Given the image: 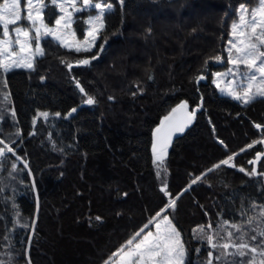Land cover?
<instances>
[{
    "label": "trees",
    "instance_id": "trees-1",
    "mask_svg": "<svg viewBox=\"0 0 264 264\" xmlns=\"http://www.w3.org/2000/svg\"><path fill=\"white\" fill-rule=\"evenodd\" d=\"M46 1L44 21L54 26L60 11ZM107 2L113 10L90 52L48 37L35 70L0 72V139L15 141V155L0 158L4 264H105L177 197L166 214L181 234L185 264L217 254L206 236L220 245L230 227L264 230V156L249 174V161L264 153L255 143L264 140V98L242 104L213 82L214 70L228 64L238 9L257 0ZM77 15L82 39L89 12ZM93 55L88 65L75 63ZM88 96L95 103H85ZM182 102L198 111L161 166L153 133ZM229 156L231 165L208 171ZM196 177L203 178L192 184Z\"/></svg>",
    "mask_w": 264,
    "mask_h": 264
},
{
    "label": "snow or ice",
    "instance_id": "snow-or-ice-1",
    "mask_svg": "<svg viewBox=\"0 0 264 264\" xmlns=\"http://www.w3.org/2000/svg\"><path fill=\"white\" fill-rule=\"evenodd\" d=\"M22 0H3L0 3V72L7 73L13 68H26L29 70H35L34 68V54L44 55L43 50L39 46V40L43 32L44 36H51L59 40L62 45L70 50L74 49L77 53L79 52H90L95 46L96 40L99 38L101 31L105 27L104 16L106 11L111 12L113 5L108 3L107 0L101 2H94V0H79L80 6H78V0H61L59 3V11L62 13L59 18L55 20V25L49 27L43 19L44 9L47 7L44 0H23L24 7L21 8ZM52 4H56L57 0H50ZM119 3L123 5L124 0H119ZM71 9V10H70ZM88 9H97L98 14L90 16L87 23L91 26L82 42L73 41L69 43L66 39H63L59 34L61 29H70L72 24L73 13H79L87 11ZM23 13V14H22ZM26 21V25H21V20ZM63 22V23H62ZM9 25H12L11 31ZM259 29V31H257ZM238 37H237V32ZM232 33L234 37H237L235 41L229 40L231 47L229 51V61L235 67L229 69L228 73H216L217 77L221 76H236L241 77L240 81H229L227 88H221L222 92L227 91V94L232 96L234 99L242 101L244 104H248L257 98H264V0H258V7L249 11L248 9L241 6V14L239 22L232 25ZM64 35H67L65 33ZM74 37V33H71ZM36 41V48L34 54L30 51L32 49V42ZM106 42V40L104 41ZM236 50V57L231 56L232 49ZM99 51H103V45L101 44ZM29 52V55L24 56L22 53ZM92 59H96L93 55L90 59L83 58L75 61L77 65H88ZM220 60V57H216ZM66 63L69 70L73 67L72 63L62 61ZM245 66V71H240V65ZM204 76L198 77V80L204 79ZM151 79V77H150ZM4 85H7L6 79L3 81ZM235 85V87H233ZM79 87V82L77 81ZM139 88V85L136 86ZM217 87L220 84L217 83ZM80 91L84 92V89L80 87ZM87 95V93H85ZM4 99H8V95L4 96ZM111 99V97H110ZM85 103L93 104L95 100L93 97L88 96ZM187 102H183L173 109V112L183 109L188 117L187 122H191V118L194 117L195 111L187 112ZM73 112L76 109H72ZM14 115V113H13ZM60 113H55V116H59ZM71 115V113H69ZM38 117H43L47 120L49 113L42 112L38 114ZM170 117H165V120H169ZM35 123V120L33 121ZM256 128L260 129V124L255 125ZM165 125L161 122V126L155 131L157 133V143L153 144V152L156 153L157 145L160 149V158L162 166V157L166 152L167 146L170 143L171 135L174 131H183V126L169 125L166 130ZM2 134V133H0ZM16 136H20L21 133H15ZM12 142L6 143L4 139H0V158L8 159L9 154L15 155V149L12 147ZM223 144V141H220ZM255 143H264V140L256 141ZM253 145H248L252 147ZM243 151V150H242ZM264 156V153H257V157ZM234 159L233 156H229L227 159L220 161L218 164L213 165L212 168L208 169L209 172L219 168L221 165H229ZM254 163V161H249ZM235 166V165H232ZM16 167L15 164L12 166ZM166 171V170H165ZM240 171H244L243 168ZM255 169L252 173L254 174ZM160 173L158 172L157 175ZM204 175H207L205 173ZM203 177H196L192 180V184L197 183L198 180ZM191 185H189V188ZM166 188V183H165ZM164 189H162L163 191ZM187 191V189H185ZM166 195H171L166 193ZM176 199H170L167 202V208L161 209L156 214L160 220L157 221L153 218L150 224L155 227V232L147 231L144 232V228H148L149 225H145L139 232L135 234L136 237H140L139 240L129 239L126 245L119 249L116 253H113V257H119L123 264H185V248L182 242L181 234L172 224L171 219L166 214L168 209H174L176 206ZM261 215L264 216V210H261ZM99 219V217H97ZM252 222L251 218L248 221ZM211 224L208 228H211ZM235 227V226H233ZM204 232V229H200ZM236 231L241 233L236 239L239 242H235L232 238L234 233L229 231L225 239V242L221 245L212 243V236H206L209 244L212 248L217 247L222 250L234 249V252L223 251L218 254L215 259L219 260L221 255L229 256L236 255L239 257H245L249 254L250 257L247 262L238 261L237 264H256L257 256L264 258V230L259 231L257 235H251L246 241L244 237L247 233L241 232V229L237 228ZM255 231V229L253 230ZM141 233H144L141 236ZM209 257H212V252L208 253ZM0 264H4V261H0ZM30 264V261H29ZM105 264H114L112 257ZM208 264H212L211 259ZM259 264H264V259H260Z\"/></svg>",
    "mask_w": 264,
    "mask_h": 264
},
{
    "label": "rangeland",
    "instance_id": "rangeland-1",
    "mask_svg": "<svg viewBox=\"0 0 264 264\" xmlns=\"http://www.w3.org/2000/svg\"><path fill=\"white\" fill-rule=\"evenodd\" d=\"M61 2V0H57V3L55 4V5H57V7H58V9H59V3ZM94 2H97V1H94ZM98 2H100V1H98ZM44 3H45V5H47L48 3H47V1L46 0H44ZM49 3H51V2H49ZM101 3H103V2H101ZM52 4V3H51ZM78 6H80V3H79V0H78ZM244 8H246V9H248L249 11H251V10H253V9H255V8H257L258 7V0H257V2H256V4H254L252 7H249V6H246V5H242ZM23 7H24V3L23 2H21V8L23 9ZM45 10V9H44ZM71 10V9H70ZM98 11L99 10H97V9H88L87 10V12H89V15L87 16V18H86V30H85V36L87 35V32H88V30H89V28L91 27L88 23H87V21H88V19H89V17L90 16H95V15H97L98 14ZM79 13H81V12H79ZM79 13H73V18H72V24H71V28L70 29H61V32L59 33L61 36H62V38L63 39H66L69 43H72L74 40L75 41H80V42H82L83 40H84V38H85V36L82 38V39H79L78 37H77V34H76V31H75V28H74V23H75V21H76V19H78V15L77 14H79ZM106 13H107V11H106ZM105 13V14H106ZM23 14V13H22ZM62 13H60V15H61ZM238 15H237V18L236 19H234L233 21H232V23H231V25H230V32H229V37H228V40H227V43H226V46H225V50H226V52H227V55H228V64L226 65V66H223V68L222 69H220V70H214V78H213V82H214V84L216 85V87H217V83H219L220 84V87H217V89L219 90V92L221 93V94H223V95H226V96H228V97H231L232 99H234L232 96H230V95H228L227 94V91H225V92H222L221 91V88H227V86H228V84H229V81H240L241 80V77L239 76V75H236V76H232V75H228V76H221V77H217L216 76V73H222V74H224V73H228L229 72V69H234V65L232 64V63H230V61H229V51H228V49L231 47V45H229V40H233V41H235L236 39H237V37H238V33H239V30H238V32H237V37H234L233 36V33H232V25L233 24H235V23H238L239 22V17H240V14H241V7L238 9V13H237ZM59 18V17H58ZM43 19H44V12H43ZM45 22V21H44ZM21 25H26V21H24L23 19L19 22ZM63 23V22H62ZM12 25H9V30L11 31V29H12ZM49 27H53V26H49ZM257 31H259V29L257 30ZM65 33H67V35H64ZM71 33H74L75 35H74V37L71 35ZM48 37H51V36H44L43 35V32H42V34H41V37H40V40H39V46H40V48L43 50V52H44V49H43V45H42V42H43V39H45V38H48ZM51 38H53V37H51ZM54 40H56L57 42H59L60 44H62L59 40H57V39H55V38H53ZM98 40V39H97ZM97 40H96V42H97ZM96 42H95V44H96ZM95 47V46H94ZM93 47V48H94ZM35 48H36V41H33L32 42V49L30 50L33 54H34V50H35ZM92 48V49H93ZM21 55H24V56H27V55H29V52H25V53H22ZM236 55H237V53H236V50L233 48L232 49V52H231V56L233 57V58H235L236 57ZM41 55H38V54H34V61L33 62H35V59L37 58V57H40ZM223 62H221V64H222ZM240 67V71H245V66L244 65H240L239 66ZM203 80H205V78L204 79H202V81ZM233 87H235V85H233ZM234 100H236V99H234ZM236 101H239V100H236ZM239 102H241L242 104H244L242 101H239ZM183 103V102H182ZM188 105V104H187ZM189 107V106H188ZM195 111V113L198 111V109L196 110H194ZM15 142V141H14ZM168 156V152L166 151L165 153H164V155H163V157H162V161L166 158ZM155 160L156 161H161V158H160V155H158V156H156L155 157ZM229 165H231V162H230V164ZM169 217V216H168ZM170 218V217H169ZM157 221H159L160 220V218L158 217L157 219H156ZM171 222H172V220H171ZM172 224H173V222H172ZM174 225V224H173ZM237 228H239V229H241V232H243V233H247V231H245L243 228H240V227H230V229H232V231L231 232H233L234 233V236H233V240L235 241V242H239V240H237L236 238L238 237V236H240V234L241 233H238L237 231H236V229ZM147 231H153V232H155V227H154V225L152 226V228L151 229H147L146 231H145V233L147 232ZM249 232L247 233V235L244 237V239L247 241L249 238H250V236L251 235H257L258 236V231H253V229H251V230H248ZM144 233H141V236L143 235ZM140 239V237H137V238H135V240H134V243H135V241L136 240H139ZM258 240H259V236H258ZM226 242H228V241H226ZM222 244V243H221ZM220 244V245H221ZM223 251H226V252H234V249H228V250H222L221 248H218L217 250H216V253L217 254H213L212 255V257H209V259L206 261V262H204V263H198V264H208V261L211 259V261H212V264H237V262L238 261H244V262H247L248 261V259H249V257H250V255L251 254H249L248 256H245V257H239V256H236V255H229V256H223V255H221V258L219 259V260H217V259H215V257L218 255V254H221ZM185 259H186V255H185ZM260 259H264V258H261V257H259V256H257V262H256V264H259V261H260ZM112 260H113V262H114V264H123V262L119 259V257H113L112 258Z\"/></svg>",
    "mask_w": 264,
    "mask_h": 264
},
{
    "label": "water",
    "instance_id": "water-1",
    "mask_svg": "<svg viewBox=\"0 0 264 264\" xmlns=\"http://www.w3.org/2000/svg\"><path fill=\"white\" fill-rule=\"evenodd\" d=\"M176 108L177 107H175L174 109H176ZM186 111L189 112V113L192 112L188 107H187V110ZM165 117H170V119L169 120H165ZM165 117L161 121L165 125V129H162V132L164 130H166L169 125L183 126V131H174L172 133L171 139H170V143L168 144L167 149H166V151H168L169 148H170V146H171V144H172V142L177 137L181 136L193 124L194 119H195V115H194V117L191 118V122L190 123L187 122L188 121V117L186 116L185 110H183V109L177 110L176 112L171 111ZM161 122H160L159 126L156 127V129L161 126ZM155 130H154V133H153V144L154 143H157V133H156ZM152 153L155 156L156 155H160L159 145H157V151H156V153L153 152V145H152ZM261 158H262V156H260L259 158L256 157L254 159V169H255V172H257V166H258V163L260 162Z\"/></svg>",
    "mask_w": 264,
    "mask_h": 264
}]
</instances>
